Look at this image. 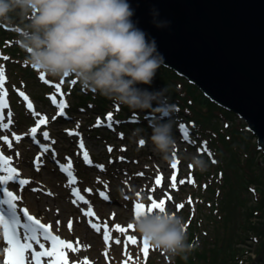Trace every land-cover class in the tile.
<instances>
[{"label":"rangeland","instance_id":"1","mask_svg":"<svg viewBox=\"0 0 264 264\" xmlns=\"http://www.w3.org/2000/svg\"><path fill=\"white\" fill-rule=\"evenodd\" d=\"M8 36L11 37L0 34V68H3L5 75L0 95L10 87L11 95H15L13 104L15 102L18 104L20 100L17 98V90H24L32 104L36 106V114L28 113L26 102H21L22 111L17 110L18 107L21 109L19 105L9 107L8 119L12 116L16 118L18 112L20 114L22 112L25 123L29 120L34 121L36 117L39 120L42 117L47 121L43 123V127L51 132L48 143L55 151L51 152L59 159L75 166L79 175V187L89 193L90 204L95 205L98 210L99 219L94 221L101 222L103 230L111 233L113 241L111 246H103L100 235L96 236L97 234L93 233L83 210L72 207L68 181L58 175L55 164L49 162L52 161L49 160V156L45 155L44 165L32 164L40 155L38 149L33 148L25 139L16 140L18 134L26 131L28 126L19 123L14 126L17 135L15 137L8 135V142L3 139L1 143L7 146L9 154L11 152L12 163L18 165L22 176L30 181L28 187L20 190L22 204L28 209L29 214L44 218L57 231L76 243L77 251L69 253L73 264H83V259H87L89 264H119L121 260L131 262L130 264H264V153L259 149L257 138L248 130L242 118L211 102L183 77L179 75L176 78L170 77L169 85H165L169 90L167 95L172 103L178 105L183 102L187 107L185 109L183 106L177 110L175 117L177 124L183 120L195 121L198 117L201 126L197 129L190 127L191 138L188 143L179 139L177 131H174L180 171L176 186L173 187L170 180L173 173L170 160L173 157L166 161L153 150L150 140L141 148L131 138L136 127H143L145 129L143 135L146 138L150 137L152 129L149 130L144 125H149L150 121L155 119L152 114L147 115V110L132 113L125 107L122 111L124 116L118 127L127 128L126 135H116L113 130L112 133L109 131L104 134L100 131L99 134L103 135H98L96 131L99 130H96L95 124H98L96 119L100 115L90 110L89 104L83 99L91 98L89 94L92 93L83 89L74 78L70 79V85L65 88L63 87L65 81L55 78L59 81V84L55 85L57 91L66 94L67 90L69 93L71 89L69 99L71 103L73 102L75 107L87 104L88 110L78 111L70 120L64 118L66 122L55 121L59 115L60 104H53L55 107L45 104L42 97L46 89L40 85L51 77L40 72L31 75L17 65L19 62L21 65L25 64L26 54L20 50L21 55L16 56L15 50L19 46L17 33ZM4 46L8 49L2 51ZM4 57L8 59L5 60ZM12 70H15V73L12 74ZM161 76L166 77L163 74ZM8 78L12 83L5 86ZM150 86L151 89H147L150 92H159L161 89V86L157 87L156 84ZM137 87L145 89L143 84ZM173 93L180 96L182 94L185 100L175 98L171 95ZM102 101L106 99L103 98ZM117 106L120 105L113 102L111 106L109 104L110 108L116 109ZM133 114H139V122L127 119ZM10 129H3L6 136V130ZM79 130L84 133V135L82 133L84 138L82 136L80 138L84 140L92 162L89 165L83 159L84 152L82 153L76 145V138L69 137L71 131ZM105 134L109 136H104ZM9 142L11 147H8ZM109 147L112 149L111 152L108 151ZM208 152L212 155L209 156ZM194 155L203 156L209 161L207 171L201 173L193 168L190 161ZM121 157L124 159L121 160ZM100 166H103V170ZM156 178L162 179L161 185L155 184ZM181 180L185 183L181 184ZM14 187H17V184ZM33 188L39 190L32 191ZM49 192L51 195H48ZM100 193H110L113 202L108 206L101 200ZM151 197L165 200L164 207L178 213L186 221L189 242L195 245L194 251L187 254V259L179 256L171 258L151 245L148 247V253L144 255L139 245V239L142 237L137 236L138 233L132 232V236L135 233L136 238L133 243L125 240V235L131 234V230L126 232L118 230L117 226L127 228L130 219L129 202L140 199L147 203L152 200ZM244 201L246 215L247 212L255 215L245 216L241 227L242 218L238 219L236 224L231 220V208L240 209ZM181 204L184 205L183 208H179ZM82 206L85 208V205ZM117 240L126 245L124 252L123 244H117ZM3 253L2 250L0 261L3 259ZM105 256L111 257L110 262L109 259L105 261ZM67 264H70V261Z\"/></svg>","mask_w":264,"mask_h":264},{"label":"clouds","instance_id":"2","mask_svg":"<svg viewBox=\"0 0 264 264\" xmlns=\"http://www.w3.org/2000/svg\"><path fill=\"white\" fill-rule=\"evenodd\" d=\"M129 0H0V24L16 28L24 63L40 73L64 80L74 78L81 87L131 111L150 110V137L136 127L131 138L139 147L150 140L164 160L176 154L174 136L177 105L167 88L150 92L137 85H151L164 62L155 37L134 20ZM152 24L167 29L171 21L151 9ZM15 18V19H14ZM155 104V106H154ZM203 173L209 161L194 155L190 161ZM153 248L167 256L187 259L194 251L184 218L166 208L142 210L130 221Z\"/></svg>","mask_w":264,"mask_h":264},{"label":"water","instance_id":"3","mask_svg":"<svg viewBox=\"0 0 264 264\" xmlns=\"http://www.w3.org/2000/svg\"><path fill=\"white\" fill-rule=\"evenodd\" d=\"M162 65L242 118L264 153V0H129ZM171 21L152 24L151 9Z\"/></svg>","mask_w":264,"mask_h":264},{"label":"snow or ice","instance_id":"4","mask_svg":"<svg viewBox=\"0 0 264 264\" xmlns=\"http://www.w3.org/2000/svg\"><path fill=\"white\" fill-rule=\"evenodd\" d=\"M5 60L8 57H4ZM43 79V75L41 76ZM5 82V75L3 68H0V89L3 88ZM76 83V81H72ZM59 87V85H57ZM7 93L3 92L0 95V129H7L8 124L3 123V109L6 106L5 100L3 96H6ZM21 96L24 97L25 100L28 97L21 92ZM63 107V106H61ZM28 108H32V104H28ZM63 114V112H61ZM11 113H9V116ZM108 121L113 120V115L111 113L107 116ZM44 123V121H41ZM109 128H113V124L109 123L107 125ZM181 128H184V125H181ZM31 132L33 137L37 132V128H32ZM122 135V134H121ZM43 137L48 139V132H43ZM184 138H188V132L185 129ZM21 138L19 136L16 137V140L19 141ZM4 140L7 141V137H4ZM11 143H8V147H11ZM80 147L83 148V142L81 141ZM47 151V149H45ZM109 152L112 151L111 147L108 149ZM205 151H207L205 147ZM208 155L211 156L212 153L208 152ZM84 160L91 164V160L89 159L88 152L85 151L83 153ZM121 160L124 158L121 157ZM10 165V161L6 158L2 153H0V173H8V174H0V185H3L2 188V197H0V238H2L5 242L6 247L3 249L5 252L4 264H67L66 257L64 259H60L59 257L63 255V248L66 246L69 249H72L71 244L65 245V241L61 240L58 236L53 235L51 233L50 226L45 225L41 222V220L35 218L30 215L27 208H19L17 205V201L20 199L18 195H15L13 191H11L8 187L10 183H18L21 188L30 183L27 179L19 178L17 174V170ZM70 167V165H69ZM101 170H103V166H100ZM173 168H177V164L172 165ZM39 170V169H37ZM63 171H68L67 168L62 166ZM70 174V173H69ZM173 187L176 186V175L171 177ZM74 182V181H72ZM157 184H160V180L158 179ZM181 184L185 183L184 180L180 181ZM39 189L33 188L32 191H38ZM48 195H51L49 192ZM73 195L79 197V199L83 200V197L79 196V191L76 190L73 192ZM103 195V193H101ZM107 199V197H105ZM75 203V201H73ZM164 202H153L150 206H145L143 204L136 205V215H139L142 210H155V209H164ZM184 205H179V208H183ZM22 214V215H21ZM59 223V222H57ZM91 223V222H90ZM93 227H95L93 225ZM69 228H71V223H69ZM120 232H125L127 230H134V226L131 224L127 225V228H123L117 226ZM97 231L99 229L97 228ZM108 236H105V241L108 240ZM128 240L135 243L132 240V236H128ZM46 242H50V247L46 248ZM117 244L120 243L119 240L116 241ZM34 245L38 246L40 250H37ZM143 246L145 248L150 247V244L143 239ZM76 251V249H73ZM107 255V254H105Z\"/></svg>","mask_w":264,"mask_h":264},{"label":"trees","instance_id":"5","mask_svg":"<svg viewBox=\"0 0 264 264\" xmlns=\"http://www.w3.org/2000/svg\"><path fill=\"white\" fill-rule=\"evenodd\" d=\"M159 70H161L162 72L160 73L159 72ZM158 71H157V73H156V76L154 77V79H153V82H152V84H156V85H158L157 87H160L161 89H160V91L161 90H164V89H166L167 88V93H169L168 91V87H165V85H169V78L171 77H178V75H176V73L173 71V70H171V69H167L166 67H164V66H162L161 65V67H160V69H159ZM27 73H29V71H27ZM166 75V77H162L161 75ZM168 77V78H167ZM143 86H145V89H151V86L150 85H143ZM188 87H190L189 85H188ZM196 87V86H195ZM188 89V88H187ZM202 92V91H201ZM171 93V92H170ZM171 95H174V97L175 98H183L182 97V94H181V96H180V94L179 95H177V94H171ZM183 95H184V93H183ZM173 98V97H172ZM88 98H86L85 100H87ZM183 100H185L184 98H183ZM108 104H109V101L107 102V103H102V106L100 105V107H102L103 109L104 108H106V107H108ZM246 203H245V201L240 205V209H238V211H237V209L236 210H232V208H231V212H232V216H231V220L232 221H234L235 222V224L237 223V221H238V219H240V218H242V223L240 224V226L241 227H243V219L245 218V216H249V217H251V216H254L255 215V213L254 214H252V215H250L248 212H247V215H246V211H247V209H246ZM244 207H245V209H244ZM242 208L244 209V210H242ZM240 211V212H239ZM251 213H253V212H251ZM256 215H259V213H256ZM237 229L238 228H236V231H237ZM238 233V235L240 234L239 232H237Z\"/></svg>","mask_w":264,"mask_h":264},{"label":"bare ground","instance_id":"6","mask_svg":"<svg viewBox=\"0 0 264 264\" xmlns=\"http://www.w3.org/2000/svg\"><path fill=\"white\" fill-rule=\"evenodd\" d=\"M167 169V168H166ZM112 243V241L110 242V244ZM1 254H2V252L0 251V256H1ZM0 262H2V261H0Z\"/></svg>","mask_w":264,"mask_h":264}]
</instances>
